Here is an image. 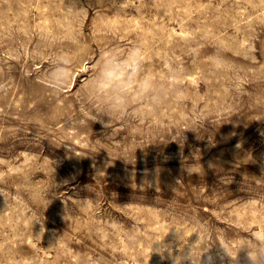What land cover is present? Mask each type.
<instances>
[{
	"label": "rangeland",
	"instance_id": "1",
	"mask_svg": "<svg viewBox=\"0 0 264 264\" xmlns=\"http://www.w3.org/2000/svg\"><path fill=\"white\" fill-rule=\"evenodd\" d=\"M0 264H264V0H0Z\"/></svg>",
	"mask_w": 264,
	"mask_h": 264
},
{
	"label": "clouds",
	"instance_id": "2",
	"mask_svg": "<svg viewBox=\"0 0 264 264\" xmlns=\"http://www.w3.org/2000/svg\"><path fill=\"white\" fill-rule=\"evenodd\" d=\"M135 54V53H134ZM122 75V70L119 65L112 64L111 61H108L105 65V69L100 73L98 80L90 82L91 89H95L93 95L97 96L99 94L108 95V90L113 89V82L118 81ZM66 77H70V73L67 70H60L56 73H53L52 79L62 80ZM149 78L145 76L144 80L139 81L141 87L147 82ZM111 111V109H110Z\"/></svg>",
	"mask_w": 264,
	"mask_h": 264
}]
</instances>
